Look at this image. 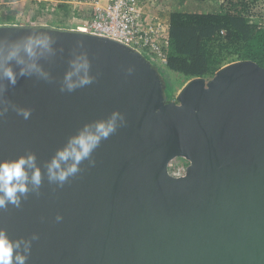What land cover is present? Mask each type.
Wrapping results in <instances>:
<instances>
[{"label":"water","instance_id":"95a60500","mask_svg":"<svg viewBox=\"0 0 264 264\" xmlns=\"http://www.w3.org/2000/svg\"><path fill=\"white\" fill-rule=\"evenodd\" d=\"M48 34L52 83L21 78L8 95L32 110L0 120V161L43 163L85 124L114 111L127 126L63 188L0 210L13 239L38 233L27 264H264V68L237 61L188 81L170 101L160 66L104 36L50 24H0V38ZM94 82L60 92L73 53ZM131 69V74H129ZM188 162L174 177L169 164ZM62 215V222L55 221Z\"/></svg>","mask_w":264,"mask_h":264},{"label":"clouds","instance_id":"9594fccd","mask_svg":"<svg viewBox=\"0 0 264 264\" xmlns=\"http://www.w3.org/2000/svg\"><path fill=\"white\" fill-rule=\"evenodd\" d=\"M54 44L55 40L48 34L30 35L19 40L0 38V120L9 113H15L24 120L31 118L32 110L17 105L8 92L21 78L35 77L52 83L51 73L44 68L41 60L56 55ZM69 67L70 71L60 87L61 93H71L94 82L87 53H73ZM128 71L131 74V69ZM126 126V116L114 111L106 119L85 124L43 166L32 152L0 161V210L6 211L9 205L19 209L31 194L40 196L45 177L49 185L63 188L70 178L84 171L81 165L85 161L88 168L95 167L97 161L93 154L102 141ZM62 220L63 216L57 214L55 221L59 223ZM39 239L38 233L13 239L6 229H0V264H27L33 242Z\"/></svg>","mask_w":264,"mask_h":264},{"label":"trees","instance_id":"16d2710c","mask_svg":"<svg viewBox=\"0 0 264 264\" xmlns=\"http://www.w3.org/2000/svg\"><path fill=\"white\" fill-rule=\"evenodd\" d=\"M167 38L166 64L142 53L165 75L174 74L167 79L170 101L188 81L209 80L230 63L249 60L264 68V0H220L214 14L171 12Z\"/></svg>","mask_w":264,"mask_h":264},{"label":"built area","instance_id":"2783aa9c","mask_svg":"<svg viewBox=\"0 0 264 264\" xmlns=\"http://www.w3.org/2000/svg\"><path fill=\"white\" fill-rule=\"evenodd\" d=\"M35 1L38 4L48 3L52 12L66 9L73 15L84 13L86 18L82 21L75 16L71 20L68 19L71 28L121 41L150 54L160 64L167 63L164 46L168 44V27L158 14L153 15L151 9L149 10L161 0ZM62 14L64 15V12ZM187 166L186 160L174 159L169 164V173L174 177H183Z\"/></svg>","mask_w":264,"mask_h":264},{"label":"crops","instance_id":"0c3cea01","mask_svg":"<svg viewBox=\"0 0 264 264\" xmlns=\"http://www.w3.org/2000/svg\"><path fill=\"white\" fill-rule=\"evenodd\" d=\"M174 1L161 0L154 7L149 8L153 15L158 14L163 19L166 27H168L169 14L174 12L172 7ZM50 9L48 3L38 4L35 0H0V24H50L59 27L61 24L69 25L68 19L71 20L73 16L80 21L86 18L84 13L73 15L66 9H59L56 12ZM69 26L71 28V25Z\"/></svg>","mask_w":264,"mask_h":264},{"label":"rangeland","instance_id":"374dc122","mask_svg":"<svg viewBox=\"0 0 264 264\" xmlns=\"http://www.w3.org/2000/svg\"><path fill=\"white\" fill-rule=\"evenodd\" d=\"M175 3L172 5L173 10L179 11V12H194V13H201V14H214L218 13L220 11V0H204V1H198V0H175ZM171 10V9H170ZM166 75L164 74L166 80L171 79L174 74L168 73L167 71ZM168 96L170 99V91L171 88L169 87L170 83H168Z\"/></svg>","mask_w":264,"mask_h":264}]
</instances>
